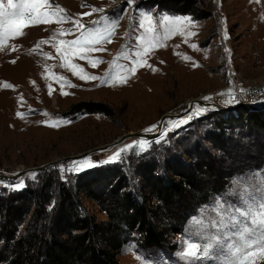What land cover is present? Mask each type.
<instances>
[{
  "label": "rangeland",
  "instance_id": "rangeland-1",
  "mask_svg": "<svg viewBox=\"0 0 264 264\" xmlns=\"http://www.w3.org/2000/svg\"><path fill=\"white\" fill-rule=\"evenodd\" d=\"M189 1L194 4L193 16L165 8L167 0H134L133 5H128L126 0H49L37 11L62 9L59 13L64 17L62 22H56L58 16H42L41 23L32 24L29 17L18 33L8 34L0 44V176H5L0 177V193L20 191L37 183L42 172L51 167L63 181L85 170L125 165V162L131 165L137 155L152 145L167 143L169 136L185 131L191 123L199 126L200 132L206 123L199 119L233 108H264V0ZM93 8L104 11H93ZM205 13L209 15L196 18ZM143 14L151 17V25H147L145 18L146 26L153 28L151 33L140 27ZM165 16L171 19L188 17L189 21L173 34L168 31L170 26L159 23ZM49 20L52 22H44ZM108 20H115L114 28ZM74 21L85 28L75 26ZM88 28L101 33L110 30V35L93 46L103 50L87 53L94 62L99 61L95 66L75 54L74 50L83 45L62 43L82 36ZM189 32L195 34L188 35ZM137 37L142 40L138 42ZM145 48L149 50L145 52ZM136 52L142 55L136 56ZM69 63L78 64L97 79H80L69 67L63 66ZM133 67L134 73L128 71ZM122 76L127 77L126 82H104ZM56 77H64L70 84L62 89ZM229 89L235 97L230 103L227 102ZM62 91L67 94H61ZM191 99L199 102H194L187 110ZM197 105L205 109L202 114L165 133L169 127L167 121L184 119ZM163 115L170 117L161 125ZM57 120L69 123L55 127L44 123ZM152 125L157 126L154 131H144ZM157 132L151 139L128 136L104 150L60 160L43 170L22 173L52 160L107 146L126 134L153 135ZM140 139L148 141L145 150L141 151L137 145L123 153L120 159L105 162L118 149ZM86 157L95 166L84 167L81 171L60 170L61 164L67 166L73 160ZM33 172L35 178L29 175ZM257 174L264 176V163L233 175L222 191L213 194L189 216L182 232L173 236L169 244L145 248L136 239L129 240L121 246L118 262L221 264L219 249L206 255L202 253L192 260L179 253L185 241L203 245L209 236H215L217 230L213 224L221 213L220 206L229 211L240 206L245 198L244 188L248 189L249 196L259 195L261 186ZM21 180L25 186L15 190L16 183ZM82 201L97 220H105V214L92 201L87 198ZM252 251L256 254L245 264H264V254L255 247Z\"/></svg>",
  "mask_w": 264,
  "mask_h": 264
},
{
  "label": "trees",
  "instance_id": "trees-1",
  "mask_svg": "<svg viewBox=\"0 0 264 264\" xmlns=\"http://www.w3.org/2000/svg\"><path fill=\"white\" fill-rule=\"evenodd\" d=\"M167 1L165 8L194 15L193 2ZM199 120L206 123L200 132L191 123L131 165L85 170L63 181L51 167L37 183L0 193V264H120L118 252L129 240L145 248L169 244L233 175L264 163V108H233ZM83 198L105 220L88 212Z\"/></svg>",
  "mask_w": 264,
  "mask_h": 264
},
{
  "label": "snow or ice",
  "instance_id": "snow-or-ice-1",
  "mask_svg": "<svg viewBox=\"0 0 264 264\" xmlns=\"http://www.w3.org/2000/svg\"><path fill=\"white\" fill-rule=\"evenodd\" d=\"M49 0H7V3H4V0H0V44H2L8 37L9 33L16 34L20 27L25 23V20L30 18V23L39 24L42 22V16H58L56 22H62L64 17L59 16V13H62V9H58L57 12H43L39 13L37 10L42 3H48ZM128 5H133L134 0H126ZM93 11L103 12V9L93 8ZM83 15H91V13H84ZM145 18L147 19V25L152 24L151 17L148 14H143L140 21V27L146 29L147 32H153V28L146 26ZM107 19V18H105ZM189 21L188 17H176L171 19L167 16L163 17L159 23L161 26H170L168 31L175 34L177 30H181L180 26L185 22ZM52 22V21H44ZM96 23H99L97 21ZM108 24L112 28L115 27V20H108ZM74 25L78 26L80 29H84L85 26L80 24L78 21H74ZM70 31V30H67ZM195 33L189 32L188 35H194ZM106 35H110V30L101 33L98 29L94 30L88 28L82 36L77 37L71 41H63L62 43L71 44V45H83L75 49V54L80 56L81 59H88V62L95 66V63L92 59L87 56V53L90 51H102L103 49H95L94 45L100 43ZM167 38V37H166ZM142 37H137V41H141ZM46 43L47 41H41ZM196 47V45H191ZM149 49L145 48V52ZM59 51V49H58ZM227 51V50H226ZM136 56H141L140 52L135 53ZM138 63V62H134ZM64 67H69L73 75H79L80 79H92L95 80L97 77L91 76L90 74L84 72V69L81 68L78 64L69 63L63 65ZM123 67V66H121ZM155 71V69H153ZM128 71L134 73L135 68L128 69ZM107 75V74H106ZM58 81L61 82V88L65 84H70V81H67L64 77H56ZM127 77L122 76L119 78L112 77L104 82L112 83L126 82ZM6 87H12L11 85L5 84ZM74 87V85H72ZM51 87H49V94L51 95ZM243 92L244 90L241 89ZM61 94H67L63 91ZM225 93H221L224 95ZM227 95L230 99L227 102H232L235 97L232 94V90L229 89ZM205 100L209 99L204 97ZM205 109H202L199 105L192 111H190L184 119L179 120H169L167 121L168 128L165 129V133L170 131L172 128L179 127L182 124H185L193 116L202 114ZM18 116H22V113H17ZM48 123L49 126H58L60 123H69V121H44ZM157 128L156 125H152L149 128L145 129V132H152ZM148 141L140 139L138 141H133L131 145H127L124 148L118 149L111 157L108 158L105 162H112L117 159H120L122 154L132 149L134 146H139L140 150H145ZM95 166L90 158H83L81 160H73L67 166L61 164L60 170L62 172L66 171H81L84 167H93ZM31 178H35V173L29 174ZM258 175V184L259 195L252 197L248 195V189L244 188L243 192L245 198L242 200L240 206L232 208L230 211L224 209L221 205V213L218 216V219L214 222L213 227L216 228V235L209 236L208 241L203 245L192 242L191 240L184 242V247L179 253L183 258L192 260L197 259L201 254H208L209 251L214 249L220 250L221 264H245V262L256 253L252 251L255 247L259 250L261 254H264V176ZM25 185L23 181H18L15 185V190L23 188ZM219 236V239L216 238ZM139 258V257H138Z\"/></svg>",
  "mask_w": 264,
  "mask_h": 264
},
{
  "label": "water",
  "instance_id": "water-1",
  "mask_svg": "<svg viewBox=\"0 0 264 264\" xmlns=\"http://www.w3.org/2000/svg\"><path fill=\"white\" fill-rule=\"evenodd\" d=\"M194 102H199L197 99H191L188 104H187V110L192 106V104ZM201 103V102H200ZM250 109L252 110H257V109H261L263 107H260V106H249ZM186 110V111H187ZM167 117H170V115H163L161 117V125L163 123V121L167 118ZM158 134V132L156 134H153V135H142V134H133V133H130V134H126L122 137H119L117 138L115 141L111 142L109 145L107 146H104V147H101V148H96V149H93V150H89V151H86L84 152L83 154L81 155H75V156H71V157H66V158H63V159H56V160H52L46 164H44L43 166H40V167H37V168H29V169H25L22 171V173H25V172H28V171H32V170H43L49 166H53L55 164H57L60 160H68V159H76V158H79L81 156H85L87 155L88 153H91V152H94V151H97V150H104L106 149L108 146H111V145H114L116 143H119L120 141L124 140L126 137L128 136H133V137H136V138H147V139H151V138H154L156 135ZM1 178H4L5 176H0Z\"/></svg>",
  "mask_w": 264,
  "mask_h": 264
},
{
  "label": "built area",
  "instance_id": "built-area-1",
  "mask_svg": "<svg viewBox=\"0 0 264 264\" xmlns=\"http://www.w3.org/2000/svg\"><path fill=\"white\" fill-rule=\"evenodd\" d=\"M254 89H256V88H254Z\"/></svg>",
  "mask_w": 264,
  "mask_h": 264
}]
</instances>
